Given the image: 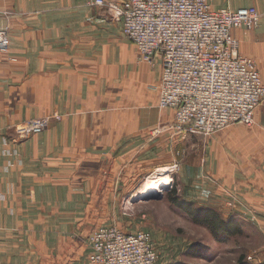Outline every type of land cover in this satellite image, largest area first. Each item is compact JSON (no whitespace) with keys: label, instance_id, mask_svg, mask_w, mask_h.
Returning <instances> with one entry per match:
<instances>
[{"label":"crops","instance_id":"1","mask_svg":"<svg viewBox=\"0 0 264 264\" xmlns=\"http://www.w3.org/2000/svg\"><path fill=\"white\" fill-rule=\"evenodd\" d=\"M82 2L0 0V12L12 14L0 18L10 39L9 52L0 53V253H41L54 238L57 251L71 257L59 264H88V249L81 253L66 242L81 232L90 201L98 191L111 200L113 186L139 174L148 154L160 163L163 149L173 161L178 144L185 151L184 201H208L201 206L224 221L225 202L234 198L264 217V101L251 126L178 143L169 129L173 111L157 107L159 58L140 61L129 43H116L117 26ZM211 6L261 15L257 28L232 34L264 85V0H211ZM127 56L134 65L128 80ZM53 115L60 118L43 132L11 142L16 126ZM160 127L165 132L156 135Z\"/></svg>","mask_w":264,"mask_h":264},{"label":"built area","instance_id":"2","mask_svg":"<svg viewBox=\"0 0 264 264\" xmlns=\"http://www.w3.org/2000/svg\"><path fill=\"white\" fill-rule=\"evenodd\" d=\"M119 23L135 46L138 59L160 60L159 110L173 111L172 133L182 139L210 136L229 126H251L264 101V85L254 62L238 50L236 29L258 27L261 15L251 9H213L211 0H83ZM7 12H0L6 15ZM10 48L8 27L0 26V53ZM48 118L14 128L17 143L47 128ZM3 144H6L4 142ZM14 156L16 152L5 151ZM168 168L169 175L178 169ZM157 169V170H159ZM156 170V171H157ZM159 175L162 173H158ZM89 264H156L147 232L126 233L115 226L92 231L87 240Z\"/></svg>","mask_w":264,"mask_h":264},{"label":"rangeland","instance_id":"3","mask_svg":"<svg viewBox=\"0 0 264 264\" xmlns=\"http://www.w3.org/2000/svg\"><path fill=\"white\" fill-rule=\"evenodd\" d=\"M80 5L84 7L83 2ZM92 10H97L98 14L107 17L100 9ZM11 16V13H7L0 18L7 20ZM107 19L117 26L113 31L116 43L121 38L122 41L131 45L135 53V46L120 32L119 23L108 17ZM125 60V63L122 62V74L128 80L134 65L129 56ZM113 92L115 93L116 90ZM120 93L123 94V90ZM43 118H48V126L51 119L56 120L60 117L53 115ZM40 119L42 118L33 119V121ZM163 132H165L163 127L154 131L156 135ZM171 135L173 138L176 137L178 143L185 141L173 133ZM178 145L175 150H172L173 161H168L169 158L163 149L160 151V163L156 161V153L155 162L149 156L150 154L143 158L145 164L142 165L139 174H131L132 176L125 178L124 184L119 182L113 186L111 200H108V197L104 199L98 191L97 201H90L88 212L82 216L84 220L79 225L81 232L77 234L78 236L69 239L66 244L70 246L75 244L77 250L82 253L87 251V240L92 231L101 227L115 226L126 233L139 231L149 233L157 256L156 264H264V230L260 229V223L263 222L264 217L258 215L254 209L234 198L225 202L226 213L240 225L241 233L223 243L214 238L208 227L194 223L190 214L185 212L186 210L191 212L206 210L204 206L208 204V201L183 200V186L186 182L183 181L184 175L181 168L185 151L180 144ZM173 163H177L178 169L168 175L170 184L157 193L139 197L138 191L146 180L157 176V169L169 167ZM51 233L50 231L49 234ZM60 245L61 243L56 239L48 238L43 252L17 254L16 257L9 253H0V263L5 264L13 259L14 264H59L61 261L71 259L57 251ZM12 256L13 258L10 259ZM86 262L89 264L87 260Z\"/></svg>","mask_w":264,"mask_h":264},{"label":"trees","instance_id":"4","mask_svg":"<svg viewBox=\"0 0 264 264\" xmlns=\"http://www.w3.org/2000/svg\"><path fill=\"white\" fill-rule=\"evenodd\" d=\"M185 212L190 214L194 223L208 227L218 242L223 243L230 237L241 233L240 225L236 224L234 219L229 218L223 221L215 210L206 209L192 212L186 210Z\"/></svg>","mask_w":264,"mask_h":264},{"label":"bare ground","instance_id":"5","mask_svg":"<svg viewBox=\"0 0 264 264\" xmlns=\"http://www.w3.org/2000/svg\"><path fill=\"white\" fill-rule=\"evenodd\" d=\"M165 172H168V168L157 170V173L162 174H157V176H153L152 178L147 179L138 191L139 197L157 193L158 191L162 190V188L167 187V185L170 183V180L168 179L170 178V176H168L167 174L164 175L163 173Z\"/></svg>","mask_w":264,"mask_h":264}]
</instances>
